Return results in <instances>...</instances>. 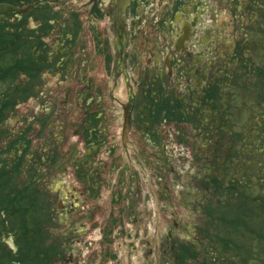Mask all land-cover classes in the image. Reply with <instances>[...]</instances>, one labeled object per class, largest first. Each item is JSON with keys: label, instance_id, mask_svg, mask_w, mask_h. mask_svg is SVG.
I'll return each instance as SVG.
<instances>
[{"label": "flooded vegetation", "instance_id": "1", "mask_svg": "<svg viewBox=\"0 0 264 264\" xmlns=\"http://www.w3.org/2000/svg\"><path fill=\"white\" fill-rule=\"evenodd\" d=\"M55 73L74 85L58 116ZM26 101L46 104L0 138V264H79L69 247L95 240L80 211L119 165L99 151L143 198L138 141L156 150L159 263L264 264V0H0V136ZM53 126L32 152L30 128ZM60 161L67 176L39 173ZM172 204L190 219L168 209L159 236Z\"/></svg>", "mask_w": 264, "mask_h": 264}, {"label": "rangeland", "instance_id": "2", "mask_svg": "<svg viewBox=\"0 0 264 264\" xmlns=\"http://www.w3.org/2000/svg\"><path fill=\"white\" fill-rule=\"evenodd\" d=\"M58 74H47V82L45 85L49 87V98L52 103L49 106L51 112L58 116L61 110H65L68 106L66 102H60L67 89H74V85L71 86V81L66 83L64 80L56 82ZM79 88V87H77ZM46 102L41 103L42 108ZM40 106V107H41ZM39 106L34 107L32 101H26L25 103L18 104L9 115L6 116V124H2L1 128L8 129L12 124L15 126L20 123L16 122L17 119H22L25 116H30L34 111H37ZM59 122V118L55 117L54 125ZM51 129H33L30 128V135H26L30 138V142L34 144L31 150H35L39 144H42L44 139L49 136L54 130ZM15 133V130L11 127L7 130V133L3 132L0 136L1 140L6 139V134ZM28 134V131L27 133ZM117 135V132H114ZM138 145L142 153L144 162L140 163L132 156V172L136 174L138 178L140 190H143L145 195L143 198L128 199L129 194L127 192L132 191L134 184L132 180L121 183L120 174L124 172L122 168L123 160L120 161L118 156L119 150H114L112 153L108 151L104 152V147L99 151L100 161L106 162L110 165L114 160L118 166L115 168V172L112 173V185L110 190L104 188L103 181L97 183L99 185V191L96 193L95 199L86 204L80 212L84 214V218L81 222H85L88 235L91 234L92 227L95 226V240L93 244H87L85 241L78 244L73 243L69 250L78 257L79 264H164L162 261H157V252L155 251V243L157 242L158 235L155 229V146L148 145L145 141H138ZM31 152V151H30ZM63 161L57 162L53 165H49L40 170L39 173L57 174L59 177L55 178L53 175L51 179L56 182L60 180L61 176H67L68 166L62 165ZM145 163V164H144ZM98 169H101L98 167ZM37 173V174H39ZM118 178L116 179V176ZM150 175V177L148 176ZM61 179H65L61 178ZM149 179L151 181H149ZM168 181H172L173 177L166 178ZM69 180L64 185H67ZM172 184V183H171ZM150 193L148 197L146 194ZM163 207V205H162ZM164 216L159 217V224L163 229H160L158 234L162 236L166 234V228L171 224V216L168 215L167 210L172 209L177 212V216L181 220L190 219L189 215H184L177 211V205H165ZM67 217V216H66ZM65 217V218H66ZM77 217L79 214L73 215L59 225V229L62 230L65 226L73 227L77 224ZM109 223V230L107 228ZM55 224V223H54ZM104 228L106 230H104ZM110 236V242L102 238ZM87 238L86 232L81 234V237ZM64 243H68V233H63ZM76 251H78L76 255ZM161 254V252H160ZM31 255V254H30ZM28 264H40L30 262ZM65 264V263H58ZM67 264H72L69 262Z\"/></svg>", "mask_w": 264, "mask_h": 264}, {"label": "trees", "instance_id": "3", "mask_svg": "<svg viewBox=\"0 0 264 264\" xmlns=\"http://www.w3.org/2000/svg\"><path fill=\"white\" fill-rule=\"evenodd\" d=\"M13 106V103H4V102H1L0 103V111L2 110H8L10 109L11 107Z\"/></svg>", "mask_w": 264, "mask_h": 264}]
</instances>
